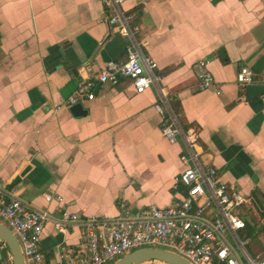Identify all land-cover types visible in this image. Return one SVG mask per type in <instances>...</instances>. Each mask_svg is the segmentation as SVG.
I'll use <instances>...</instances> for the list:
<instances>
[{
    "label": "crops",
    "instance_id": "1",
    "mask_svg": "<svg viewBox=\"0 0 264 264\" xmlns=\"http://www.w3.org/2000/svg\"><path fill=\"white\" fill-rule=\"evenodd\" d=\"M124 7L183 124L198 129L202 163L248 199L244 208L264 212V95L248 101L237 81L248 66L264 83V0ZM111 13L101 0H0V186L5 200L51 214L41 241L48 264L84 256L85 220L114 221L125 214L122 203L132 214L165 207L184 189H174L183 143L164 137L156 89L136 93L129 78L99 79L107 62L127 58L126 36L107 23ZM199 60L208 61L220 94L198 89ZM83 78L98 88L79 102L87 114L74 115L66 103ZM64 211L80 218L66 232L57 225Z\"/></svg>",
    "mask_w": 264,
    "mask_h": 264
},
{
    "label": "built area",
    "instance_id": "2",
    "mask_svg": "<svg viewBox=\"0 0 264 264\" xmlns=\"http://www.w3.org/2000/svg\"><path fill=\"white\" fill-rule=\"evenodd\" d=\"M130 0H101L111 10L107 17L110 25L126 36L125 61H109L99 74L102 82L117 81L119 77L131 79L136 93L154 87L158 100L154 108L161 117L164 137L174 143H183L185 168L174 179V189L181 197L165 207H148L132 214L125 203L124 216L114 221L85 220V253L82 258L70 257L65 264H109L122 255L140 247H164L178 252L192 264H264V255L255 257L249 249L250 239L244 237L247 222L236 209L243 208L248 199L234 186L223 180L218 170L205 166L196 147L199 131L186 127L163 85V76L157 72L158 64L145 53L140 39V27L134 23L133 13L124 4ZM198 89L216 87V80L207 60L193 65ZM238 84L245 89L258 84V76L248 66L241 67ZM218 94L220 87L215 89ZM95 96L94 83L83 78L75 93L67 101L72 106ZM47 201H62L61 195L48 194ZM0 218L7 222L17 235L27 264H48L42 251L44 225L51 220L46 210L34 209L19 198L9 201L3 197L0 186ZM80 220L75 213L64 211L61 231L66 232L67 221ZM0 264H9L5 245L0 241ZM157 264V263H155Z\"/></svg>",
    "mask_w": 264,
    "mask_h": 264
},
{
    "label": "water",
    "instance_id": "3",
    "mask_svg": "<svg viewBox=\"0 0 264 264\" xmlns=\"http://www.w3.org/2000/svg\"><path fill=\"white\" fill-rule=\"evenodd\" d=\"M108 25H110L107 20ZM111 36V35H109ZM98 87H96L95 91ZM246 99L254 100L264 95V83L248 85L245 88ZM74 115H86L87 109L82 103L71 107ZM264 200V193L262 194ZM0 241L9 252L13 264H27L21 243L9 225L0 221ZM192 264L186 257L176 251L164 247H140L136 248L117 259L113 264Z\"/></svg>",
    "mask_w": 264,
    "mask_h": 264
},
{
    "label": "rangeland",
    "instance_id": "4",
    "mask_svg": "<svg viewBox=\"0 0 264 264\" xmlns=\"http://www.w3.org/2000/svg\"><path fill=\"white\" fill-rule=\"evenodd\" d=\"M251 211L257 212L259 214L260 219L263 218L264 212L260 211L258 208H250ZM249 207L236 209L235 213L239 214L245 221L249 222L251 224V228L254 231L253 233H249L248 228L245 229L244 237H248L250 239L249 243V249L253 253L255 257L264 255V219L260 222H255L253 218L250 216ZM0 221L7 224L6 221L0 218ZM8 225V224H7ZM247 230V231H246ZM122 257V256H121ZM119 257V258H121ZM118 258V259H119ZM117 259L113 260L109 264H113Z\"/></svg>",
    "mask_w": 264,
    "mask_h": 264
},
{
    "label": "trees",
    "instance_id": "5",
    "mask_svg": "<svg viewBox=\"0 0 264 264\" xmlns=\"http://www.w3.org/2000/svg\"><path fill=\"white\" fill-rule=\"evenodd\" d=\"M246 222H247V220H246ZM247 228H248V230H249V233H253L254 231L252 230L253 228H251V224L249 223V222H247ZM246 228V229H247ZM247 231V230H246Z\"/></svg>",
    "mask_w": 264,
    "mask_h": 264
},
{
    "label": "bare ground",
    "instance_id": "6",
    "mask_svg": "<svg viewBox=\"0 0 264 264\" xmlns=\"http://www.w3.org/2000/svg\"><path fill=\"white\" fill-rule=\"evenodd\" d=\"M6 255H7V257H8L9 264H13V263H12V259H11L10 254H9L8 251H6Z\"/></svg>",
    "mask_w": 264,
    "mask_h": 264
}]
</instances>
